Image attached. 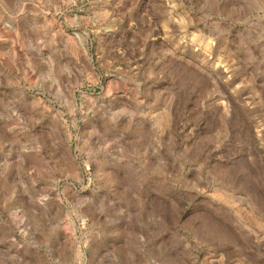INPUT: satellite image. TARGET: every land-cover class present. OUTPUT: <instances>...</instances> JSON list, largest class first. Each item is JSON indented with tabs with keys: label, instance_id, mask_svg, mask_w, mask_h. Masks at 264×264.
I'll return each mask as SVG.
<instances>
[{
	"label": "rangeland",
	"instance_id": "1",
	"mask_svg": "<svg viewBox=\"0 0 264 264\" xmlns=\"http://www.w3.org/2000/svg\"><path fill=\"white\" fill-rule=\"evenodd\" d=\"M0 264H264V0H0Z\"/></svg>",
	"mask_w": 264,
	"mask_h": 264
}]
</instances>
